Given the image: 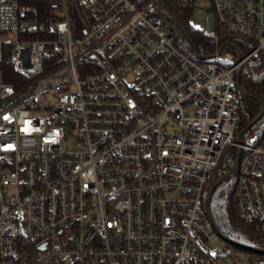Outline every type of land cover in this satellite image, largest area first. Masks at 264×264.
<instances>
[{"label":"built area","instance_id":"1","mask_svg":"<svg viewBox=\"0 0 264 264\" xmlns=\"http://www.w3.org/2000/svg\"><path fill=\"white\" fill-rule=\"evenodd\" d=\"M149 1L0 0V264H230L204 197L227 146L264 233V138L235 140L264 0L199 6L216 49L195 57Z\"/></svg>","mask_w":264,"mask_h":264},{"label":"trees","instance_id":"2","mask_svg":"<svg viewBox=\"0 0 264 264\" xmlns=\"http://www.w3.org/2000/svg\"><path fill=\"white\" fill-rule=\"evenodd\" d=\"M132 1L142 3L146 0ZM197 1L150 0L147 4V8L151 10L152 14L174 18L182 25L191 40L174 21L176 44L191 57H195L196 54L208 56L216 49L214 40L192 23ZM161 2L164 7L161 6ZM220 35L222 45L229 44V50H232L231 46H235L244 57L255 47L246 37L230 35L225 32H220ZM9 61L10 57L7 54L6 62L9 63ZM241 85L243 93L240 92V131L252 125L245 132L243 139L244 143H247L246 136L253 134L255 135L253 143L246 145H257L264 138V53L258 52L245 62L241 74ZM238 153L239 150L235 146H227L224 149L218 167L206 185L204 197L206 199L212 187L223 179L212 195L209 208L216 226L227 240L228 261L230 264H264V233L239 217L236 208L238 176H226L235 168ZM239 250L243 255L239 254Z\"/></svg>","mask_w":264,"mask_h":264},{"label":"water","instance_id":"3","mask_svg":"<svg viewBox=\"0 0 264 264\" xmlns=\"http://www.w3.org/2000/svg\"><path fill=\"white\" fill-rule=\"evenodd\" d=\"M160 4H161L162 7H164V4H163L162 2H161ZM172 19H173V21H175V23L177 24V26H178L183 32H185V30H184V28L182 27V25H181L180 23H178L177 20H175L174 18H172ZM185 35L188 37L189 40H191V38L189 37V35H188L186 32H185ZM241 58H242V56L240 55V59H241ZM243 67H244V66L242 65L241 68H240V70H239V73H238V75H237L238 87H239V90H240L241 93H243L242 85H241V74H242V71H243ZM263 113H264V110H263ZM263 113H262V114H263ZM261 116H262V115H261ZM251 126H252V125H249L248 127L244 128L242 131H240V133H239V135H238V138L240 139L241 142L243 141V137H244L245 132H247ZM241 155H242V150H240L239 153H238L237 165L235 166V168H234L231 172H229V175H235V174H236V172H237V168H238V166H239V164H240ZM226 176H228V173L226 174ZM226 176H225V177H226ZM222 180H223V179H221L220 181H218V182L212 187V189L210 190L209 196H208L207 199H206V211H207V214H208L209 218H211L212 220H213V218H212V215H211V213H210L209 203H210V200H211V198H212V195H213L215 189L217 188V186L219 185V183H220ZM213 222H214V220H213ZM214 224H215V222H214ZM215 225H216V224H215ZM216 227H217V226H216Z\"/></svg>","mask_w":264,"mask_h":264},{"label":"rangeland","instance_id":"4","mask_svg":"<svg viewBox=\"0 0 264 264\" xmlns=\"http://www.w3.org/2000/svg\"><path fill=\"white\" fill-rule=\"evenodd\" d=\"M210 4H211L210 0H198L197 1V3H196L197 8H196V10H195V12H194V14L192 16V23L193 24L198 25L199 23H201L202 27H206L207 26V24L204 23V18L202 16V14H204V12H206L205 9H209ZM201 5L204 6L205 9L199 8V6H201ZM211 16L213 17L212 14H211ZM211 24H212V28H214V22L213 21H211ZM254 139H255V135H253V134H250V135L246 136L245 141L247 143H245V144H252ZM237 141L241 142L239 138H238ZM242 142H244V139H243ZM217 244H219L220 246H223L221 241H218ZM210 245H211V247H214L213 244L210 243ZM239 254L243 255V253L240 252V250H239Z\"/></svg>","mask_w":264,"mask_h":264}]
</instances>
